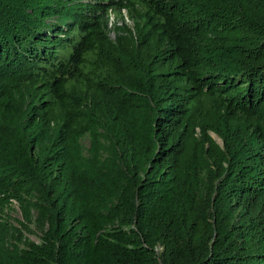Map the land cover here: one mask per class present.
<instances>
[{
	"label": "trees",
	"instance_id": "trees-1",
	"mask_svg": "<svg viewBox=\"0 0 264 264\" xmlns=\"http://www.w3.org/2000/svg\"><path fill=\"white\" fill-rule=\"evenodd\" d=\"M0 264H264V0H0Z\"/></svg>",
	"mask_w": 264,
	"mask_h": 264
},
{
	"label": "rangeland",
	"instance_id": "rangeland-1",
	"mask_svg": "<svg viewBox=\"0 0 264 264\" xmlns=\"http://www.w3.org/2000/svg\"><path fill=\"white\" fill-rule=\"evenodd\" d=\"M127 23L129 25H131V21L127 16L126 11L122 10L121 12H117V11H112L110 10L108 12V32H109V36L110 38H114V31H113V26L115 24H121V23ZM83 143L85 145V147H87L89 145L88 139L84 138ZM10 214V218H11V222L15 225L21 228L23 236L29 240H34V241H38L39 240V234L37 233L36 229L31 225L29 230L23 229L18 221L22 219L21 216V211L20 208L18 206V204L16 202H14L12 204V208L8 211Z\"/></svg>",
	"mask_w": 264,
	"mask_h": 264
}]
</instances>
